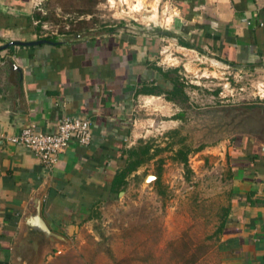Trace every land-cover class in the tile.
<instances>
[{"label":"rangeland","instance_id":"374dc122","mask_svg":"<svg viewBox=\"0 0 264 264\" xmlns=\"http://www.w3.org/2000/svg\"><path fill=\"white\" fill-rule=\"evenodd\" d=\"M23 1L22 17L39 13L45 20L32 30L36 21L22 18L0 34V45L45 36L63 45L134 43L148 69L145 83L162 93L134 97L122 120L123 149L147 144L151 158L126 176L121 191L105 194L87 217L62 230L65 240L18 244L15 264H220L218 227L231 189L233 144L264 139V65L225 63L198 20L182 15L174 0ZM34 47L48 45L26 46ZM11 55L0 51V63ZM169 77L181 93H170ZM177 149L186 153L185 164L174 156Z\"/></svg>","mask_w":264,"mask_h":264},{"label":"crops","instance_id":"0c3cea01","mask_svg":"<svg viewBox=\"0 0 264 264\" xmlns=\"http://www.w3.org/2000/svg\"><path fill=\"white\" fill-rule=\"evenodd\" d=\"M193 1L199 3L190 19L209 25L220 54L241 68L252 61L264 65V0ZM23 3L0 0V34L24 18ZM56 42L2 49L12 55L0 63V132L15 133L29 123L51 132L62 116H80L91 121L90 142L70 144L46 168L30 150L0 141V264H15L18 244L65 240L62 230L73 228L98 195L108 193L104 181L124 159L123 117L134 97L145 95H135L148 69L134 43ZM229 166L228 216L217 256L220 264H264V139L241 137Z\"/></svg>","mask_w":264,"mask_h":264},{"label":"trees","instance_id":"16d2710c","mask_svg":"<svg viewBox=\"0 0 264 264\" xmlns=\"http://www.w3.org/2000/svg\"><path fill=\"white\" fill-rule=\"evenodd\" d=\"M174 1H175L176 6L181 10L182 15H184L187 19L191 18V15L193 13L192 9H193L194 5L199 3L198 1H193V0H174ZM183 1H185V2H183ZM184 12H186V13H184ZM32 16H25L24 20L27 22V24H31L32 18H33L36 21V23H35L36 25L33 26L32 30H39L40 22L45 20V17L41 16L39 13H33ZM198 27H200L202 35L209 38V35H208L209 33L207 31V29L209 28V25L208 24L207 25L200 24ZM43 38L51 40V41H56L54 36L53 37L45 36ZM211 38L213 40H215V42L217 41V44H218L219 37L214 36ZM177 42L181 46L192 47V45L189 42L184 41L181 37H177ZM12 47H13V45L9 46L7 48H12ZM215 49H216V51L221 53L220 46L215 45ZM224 62L231 64V65L240 64V63H233L232 61L228 60L227 58H225ZM254 63L255 62L252 61V62H246L245 64L247 66H251V65H254ZM149 69H151L152 71L156 70L158 72L160 70L159 68H155L153 66ZM163 75H166L165 72H163ZM169 80L171 82L170 93L173 95L181 93V89L179 87V83H178L176 77H169ZM139 82H140V88L135 91V95L138 93L151 94V95H159L160 93H162V92L156 93L155 89L157 86L154 85V83H150L151 85L149 86L148 83H145V79L144 80L140 79ZM149 150H150V147L147 144L140 145L139 147H129V148H124V149L121 148V154L125 155L124 162H123L122 166L117 167L113 171L111 177L108 180L104 181L105 184H107L105 189L108 193H106V194H109V195L117 194L119 191H121V189H123V185L125 184L126 176L131 174L132 172H134L137 169V167L142 164V162L151 158L153 153H149ZM174 156L177 159H179V161L182 164L186 163V153L183 152L181 149H177L175 151ZM102 198H103V196L99 194L96 199L94 198L95 201L90 204L91 205L90 207L94 206L95 203ZM90 210H91V208L88 209V213L90 212ZM87 216L88 215H86V217ZM227 216H228V208L226 207V209H224V212H223V215H222V218L220 220L219 227H218V232H220V233L223 232V228H224V225L226 223Z\"/></svg>","mask_w":264,"mask_h":264},{"label":"built area","instance_id":"2783aa9c","mask_svg":"<svg viewBox=\"0 0 264 264\" xmlns=\"http://www.w3.org/2000/svg\"><path fill=\"white\" fill-rule=\"evenodd\" d=\"M90 138V119L67 115L57 120L51 132L42 131L35 123H29L15 133L0 132V141L30 150L46 168L52 167L58 155L70 144L86 146Z\"/></svg>","mask_w":264,"mask_h":264},{"label":"water","instance_id":"95a60500","mask_svg":"<svg viewBox=\"0 0 264 264\" xmlns=\"http://www.w3.org/2000/svg\"><path fill=\"white\" fill-rule=\"evenodd\" d=\"M56 44L58 42L56 41H51L45 38H38V39H33V40H8L5 43H3L2 45H0V50L12 46V45H19V46H31V45H37V44ZM152 176H147L146 178H149ZM36 223L40 226L41 229H43L44 231H48V229L45 227V225L43 224V222L40 219H36Z\"/></svg>","mask_w":264,"mask_h":264},{"label":"bare ground","instance_id":"6f19581e","mask_svg":"<svg viewBox=\"0 0 264 264\" xmlns=\"http://www.w3.org/2000/svg\"><path fill=\"white\" fill-rule=\"evenodd\" d=\"M150 15V14H149Z\"/></svg>","mask_w":264,"mask_h":264}]
</instances>
